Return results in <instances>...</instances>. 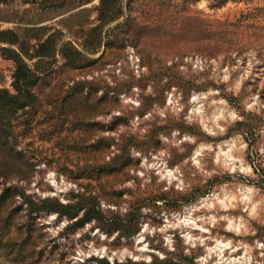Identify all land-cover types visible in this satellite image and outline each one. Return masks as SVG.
<instances>
[{"label":"rangeland","instance_id":"1","mask_svg":"<svg viewBox=\"0 0 264 264\" xmlns=\"http://www.w3.org/2000/svg\"><path fill=\"white\" fill-rule=\"evenodd\" d=\"M3 30L44 42L20 89L0 50L43 264H264V0H0Z\"/></svg>","mask_w":264,"mask_h":264},{"label":"trees","instance_id":"2","mask_svg":"<svg viewBox=\"0 0 264 264\" xmlns=\"http://www.w3.org/2000/svg\"><path fill=\"white\" fill-rule=\"evenodd\" d=\"M46 41V40H45ZM0 42H5L10 47H1L3 54L7 53L15 65V70L12 75V85L14 88H25L30 83H33L34 75L30 68L24 62L23 57H44L42 46L44 42L35 48L33 53H28L27 48L23 47L16 33L10 30L0 31ZM12 45L16 48L11 47ZM34 48V46H32ZM41 48V49H40ZM71 62H73L71 60ZM74 64V62H73ZM20 97H23L22 95ZM16 96L11 95L7 91L0 89V109L8 106L11 107L16 101ZM2 174H5L2 171ZM11 198L10 188L0 189V264H43L41 250L37 247V236L34 234L33 223H26L25 229L22 225L16 223L15 233L11 232L16 207H12L8 203Z\"/></svg>","mask_w":264,"mask_h":264}]
</instances>
